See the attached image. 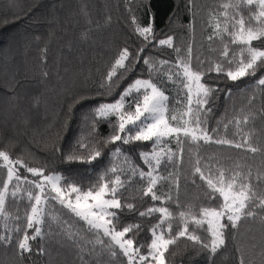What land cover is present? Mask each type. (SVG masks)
I'll use <instances>...</instances> for the list:
<instances>
[{"label":"trees","instance_id":"obj_1","mask_svg":"<svg viewBox=\"0 0 264 264\" xmlns=\"http://www.w3.org/2000/svg\"><path fill=\"white\" fill-rule=\"evenodd\" d=\"M249 0H0V264H129L123 249L57 198L29 222L40 178L106 187L110 231L136 264H264V17ZM246 30L253 36L239 39ZM196 76L189 95L183 71ZM146 79L172 126L205 135L138 136ZM163 149L154 162L147 155ZM243 197L218 239L206 213L218 186ZM74 193V194H75ZM71 194V195H74ZM160 257L151 255L156 236Z\"/></svg>","mask_w":264,"mask_h":264},{"label":"rangeland","instance_id":"obj_2","mask_svg":"<svg viewBox=\"0 0 264 264\" xmlns=\"http://www.w3.org/2000/svg\"><path fill=\"white\" fill-rule=\"evenodd\" d=\"M257 1L261 8L260 13L264 17V0H249ZM253 34L246 30L238 37L240 40L247 41L252 38ZM183 74L186 78L189 95H197L200 91V84L196 76L188 70H184ZM140 88L147 89V93L142 102L136 106L134 112L130 115H121V101L105 104L99 108L100 114L116 113L121 118V124L139 120L140 116L144 115L145 119L139 126L138 136L144 139L160 140L165 137L176 136L180 133L189 134L194 139L205 138V135L200 133L196 127L184 124L183 127L172 126L168 123L165 116V95L159 91L153 84L146 79L136 80L129 86L128 91L138 90ZM164 155L163 149H158L147 156L154 162L160 160ZM59 175L52 174L48 177L40 178L38 181V194L34 199V205L29 215V222L35 228L36 232L40 231V223L43 212L44 202L47 198H57L78 215L84 218L91 226L104 235H108L115 241L116 244L123 249L126 254L129 264H136L139 259L134 254L133 247L130 241L123 240L121 233L110 231L108 217L109 211L117 206V200L110 198L111 193L106 187H103L96 193H75V188L61 189L59 187ZM224 197L225 203L221 211H212L206 213V220L209 222L212 234L218 239L220 233V221L222 211H226L231 218H235L241 211L243 205V197L236 193H232L228 186H218ZM75 193V194H74ZM74 194V195H71ZM2 197L0 196V205ZM162 238L157 235L153 244L151 255L160 257V251L163 246Z\"/></svg>","mask_w":264,"mask_h":264}]
</instances>
